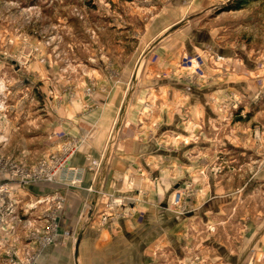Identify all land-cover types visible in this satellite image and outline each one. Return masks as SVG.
I'll list each match as a JSON object with an SVG mask.
<instances>
[{
	"label": "rangeland",
	"instance_id": "1",
	"mask_svg": "<svg viewBox=\"0 0 264 264\" xmlns=\"http://www.w3.org/2000/svg\"><path fill=\"white\" fill-rule=\"evenodd\" d=\"M233 1L0 0V156L30 171L64 161L86 141L50 154L55 131L111 118L107 147L151 145L130 202L179 223L183 264L264 260V0ZM25 257L0 248V264Z\"/></svg>",
	"mask_w": 264,
	"mask_h": 264
},
{
	"label": "crops",
	"instance_id": "2",
	"mask_svg": "<svg viewBox=\"0 0 264 264\" xmlns=\"http://www.w3.org/2000/svg\"><path fill=\"white\" fill-rule=\"evenodd\" d=\"M101 119L102 125L94 128L89 125L77 130V124L71 123L74 132H69V136L62 137L63 132L58 129L55 137H49L53 139L48 146L50 154L64 139L73 141L83 134L86 142L71 154L62 147L63 153L61 148L58 150V155L67 153L63 166L69 179L81 180L77 185L44 182L31 185L27 191L28 203L40 199L49 202L42 205L41 216L45 211L58 216L56 244L45 248L35 264H183L176 241L179 223L168 225V213L148 205L139 196L130 202L132 190L128 187L134 186L133 192H140L141 180L145 181L140 173L141 156L150 152L151 145L133 142L131 146L122 139V147L115 152L107 147L113 119ZM77 131L80 132L75 134ZM90 159L102 161L93 172L88 168ZM115 196L124 199L114 203ZM36 212H31L33 220L38 216ZM37 220V228L45 230L47 220L43 216ZM159 254L161 260L157 259ZM262 261L254 264H263Z\"/></svg>",
	"mask_w": 264,
	"mask_h": 264
},
{
	"label": "built area",
	"instance_id": "3",
	"mask_svg": "<svg viewBox=\"0 0 264 264\" xmlns=\"http://www.w3.org/2000/svg\"><path fill=\"white\" fill-rule=\"evenodd\" d=\"M53 161H42L37 164L34 170L30 171L21 164L0 156V248L9 247L10 251L16 254V251L25 253V264H35L38 255L47 247L55 245L59 236L58 233V216L56 213L45 211L42 216L47 220L48 225L45 230L38 228L27 231V242L34 247H40V253L37 257L31 254L30 247L20 250L17 234L21 225L24 224L26 217L32 211L43 204H48L47 200H38L29 205L21 206L22 201L19 199L27 191L31 185L44 182L65 183L67 180V170L63 166L60 158L52 157ZM54 164L59 165V169H54ZM101 166V161L90 160L89 171H94ZM60 175V176H59ZM71 181L72 185L80 182V179ZM61 207H58L60 209ZM27 221V220H26ZM107 221L105 218L104 223ZM9 256L12 257L10 253Z\"/></svg>",
	"mask_w": 264,
	"mask_h": 264
},
{
	"label": "trees",
	"instance_id": "4",
	"mask_svg": "<svg viewBox=\"0 0 264 264\" xmlns=\"http://www.w3.org/2000/svg\"><path fill=\"white\" fill-rule=\"evenodd\" d=\"M256 0H234L230 6H228L227 11H240L245 8L246 5L254 2Z\"/></svg>",
	"mask_w": 264,
	"mask_h": 264
}]
</instances>
